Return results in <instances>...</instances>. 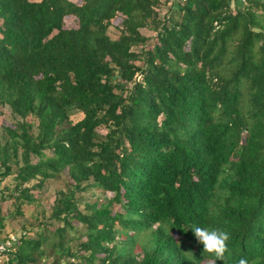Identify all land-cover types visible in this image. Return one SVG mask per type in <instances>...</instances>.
Here are the masks:
<instances>
[{
  "label": "trees",
  "instance_id": "obj_1",
  "mask_svg": "<svg viewBox=\"0 0 264 264\" xmlns=\"http://www.w3.org/2000/svg\"><path fill=\"white\" fill-rule=\"evenodd\" d=\"M5 108L18 214L68 175L61 225L5 264H38L52 236V264H264V0H0ZM192 224L229 233L224 261Z\"/></svg>",
  "mask_w": 264,
  "mask_h": 264
},
{
  "label": "rangeland",
  "instance_id": "obj_2",
  "mask_svg": "<svg viewBox=\"0 0 264 264\" xmlns=\"http://www.w3.org/2000/svg\"><path fill=\"white\" fill-rule=\"evenodd\" d=\"M39 1V0H35ZM77 3H80L82 0H73ZM164 12V11H163ZM162 12V13H163ZM65 26L66 27H76L77 20L74 16H69L65 19ZM143 34L147 36H154L155 31L149 29H142ZM109 33L112 37H117L118 32L114 29H110ZM82 116L79 112L74 111L72 114V118L74 121L80 119ZM13 121L11 112L8 108L5 110H1L0 112V125H7L11 124ZM0 133L2 136H5L4 130L0 128ZM49 154L50 151H47ZM68 181L67 172H64L60 175V177L56 179H49L47 180L44 185L39 189H34L32 194L35 195L36 201L34 202H26L22 206V212L18 214L16 206H15V199L12 196L14 193L15 188V181L13 180V176H9L4 178L3 181L0 183V218L5 219L4 223L0 227V237H6L8 234L16 233L21 234L23 232H31L33 236L38 237L41 234H46L45 228H51L50 230H54L61 225L56 220L51 219V204L55 199V195L59 189H61L64 184ZM83 196V201L91 202L99 198H103L104 195L101 191H96L94 189H87L80 193ZM107 196H111V193H106ZM81 207L83 208L84 205L82 204ZM114 208H118L115 206ZM17 215L15 217V215ZM81 228V226H80ZM75 232L69 231V238L71 242L69 243L70 246L75 247L79 240L75 238ZM73 236V237H72ZM68 237L66 239H69ZM74 238V239H73ZM143 240H147L148 235L144 234L142 236ZM57 239L52 238L44 244V254L39 256V263L38 264H52L55 263L54 255H53V248L51 243L56 241ZM62 264H64V258L60 260Z\"/></svg>",
  "mask_w": 264,
  "mask_h": 264
},
{
  "label": "clouds",
  "instance_id": "obj_3",
  "mask_svg": "<svg viewBox=\"0 0 264 264\" xmlns=\"http://www.w3.org/2000/svg\"><path fill=\"white\" fill-rule=\"evenodd\" d=\"M191 228L196 240L202 244L203 252L212 254L216 260L225 259L227 251V241L229 233L219 228L201 227L197 224H192ZM236 264H247L244 258H240Z\"/></svg>",
  "mask_w": 264,
  "mask_h": 264
},
{
  "label": "built area",
  "instance_id": "obj_4",
  "mask_svg": "<svg viewBox=\"0 0 264 264\" xmlns=\"http://www.w3.org/2000/svg\"><path fill=\"white\" fill-rule=\"evenodd\" d=\"M173 1H179V0H173ZM22 235L24 234L11 233L6 237L0 239V257L8 258L10 254L15 253L17 250V246L21 241Z\"/></svg>",
  "mask_w": 264,
  "mask_h": 264
},
{
  "label": "crops",
  "instance_id": "obj_5",
  "mask_svg": "<svg viewBox=\"0 0 264 264\" xmlns=\"http://www.w3.org/2000/svg\"><path fill=\"white\" fill-rule=\"evenodd\" d=\"M9 235V234H8ZM4 238V237H3ZM0 239H2V237H0ZM7 258L5 257H0V264H5L6 263ZM14 264H18L17 262H15Z\"/></svg>",
  "mask_w": 264,
  "mask_h": 264
}]
</instances>
